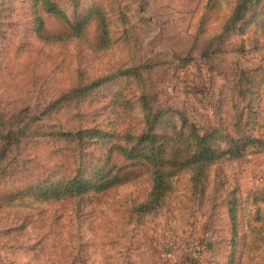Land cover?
<instances>
[{
	"label": "rangeland",
	"instance_id": "rangeland-1",
	"mask_svg": "<svg viewBox=\"0 0 264 264\" xmlns=\"http://www.w3.org/2000/svg\"><path fill=\"white\" fill-rule=\"evenodd\" d=\"M241 2L249 11L233 24ZM53 101H65L54 124L119 111L121 129L140 131L147 101L156 132L184 115L204 132L264 141V0H0V115ZM35 151L23 172L15 152L0 158V197H23L35 167H51L48 148ZM205 185L202 195L178 176L155 211L141 208L146 176L98 206L0 208V264H264V152L219 160Z\"/></svg>",
	"mask_w": 264,
	"mask_h": 264
},
{
	"label": "trees",
	"instance_id": "trees-1",
	"mask_svg": "<svg viewBox=\"0 0 264 264\" xmlns=\"http://www.w3.org/2000/svg\"><path fill=\"white\" fill-rule=\"evenodd\" d=\"M247 3L241 2L236 7L233 24L243 20L249 11ZM70 29L73 36H79V26ZM63 102L53 101L38 115L18 118L0 115L1 159L15 152L20 158L18 168L22 170L27 165L28 153L34 154L36 149L44 147L48 148L51 160L49 168L35 167L30 184H23V197H0V208L32 209L37 205L67 203H73L76 210L85 204L98 206L106 193L146 176L151 190L141 208L155 211L163 207L178 176H189L195 191L203 195L208 171L219 160L239 159L254 145L264 152V141L251 136L204 132L184 115L177 121L173 117L156 132L161 115H154L147 101H142L140 107V131L121 129L119 111L110 118L68 115L64 122L57 116L54 124L53 114L59 113ZM110 120L114 129L108 133L102 122ZM225 208L232 229L236 230L237 205L228 201Z\"/></svg>",
	"mask_w": 264,
	"mask_h": 264
}]
</instances>
